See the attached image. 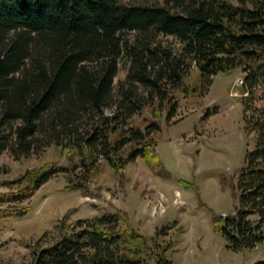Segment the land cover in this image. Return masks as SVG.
I'll return each mask as SVG.
<instances>
[{
	"label": "trees",
	"instance_id": "trees-1",
	"mask_svg": "<svg viewBox=\"0 0 264 264\" xmlns=\"http://www.w3.org/2000/svg\"><path fill=\"white\" fill-rule=\"evenodd\" d=\"M122 57L126 73L115 82ZM238 67L244 89L262 87V104L244 107L253 137L238 207L212 223L233 251L264 242V0H0V154L22 161L53 147L65 155L3 181L0 219L26 216L19 202L58 174L65 190L87 195L101 161L118 173L139 158L167 177L155 133L163 114L165 122L176 114V90L203 95L215 75ZM192 68L198 85L186 82ZM166 229L145 235L122 209L62 217L26 264H170Z\"/></svg>",
	"mask_w": 264,
	"mask_h": 264
},
{
	"label": "rangeland",
	"instance_id": "rangeland-1",
	"mask_svg": "<svg viewBox=\"0 0 264 264\" xmlns=\"http://www.w3.org/2000/svg\"><path fill=\"white\" fill-rule=\"evenodd\" d=\"M164 39L177 49L173 37ZM125 73L122 57L114 81ZM243 79L238 67L215 75L203 95L176 90V114L168 122L163 114L161 130L155 133L156 150L167 177L154 175L137 158L118 173L101 161V171L88 185L87 195L77 189L65 190L62 174L45 182L33 196L19 202L29 205L26 216L0 219V261L28 263L37 239L62 217L69 222L117 209L126 211L145 235L167 227L161 244L170 264H251L263 259L264 242L251 249L229 250L223 236L212 228L217 217L232 215L238 207V172L253 137V132L244 128V107L262 104V87L246 90ZM186 82L198 85L197 69L190 70ZM144 115L149 116L148 109L135 121L140 122ZM45 160L65 162V155L53 147L22 161L0 154V191L5 190L3 181Z\"/></svg>",
	"mask_w": 264,
	"mask_h": 264
}]
</instances>
